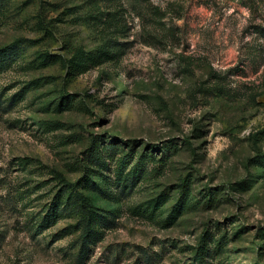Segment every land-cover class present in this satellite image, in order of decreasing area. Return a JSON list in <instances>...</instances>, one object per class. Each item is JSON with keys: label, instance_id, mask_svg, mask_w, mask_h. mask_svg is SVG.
<instances>
[{"label": "rangeland", "instance_id": "rangeland-1", "mask_svg": "<svg viewBox=\"0 0 264 264\" xmlns=\"http://www.w3.org/2000/svg\"><path fill=\"white\" fill-rule=\"evenodd\" d=\"M0 53V264H264V0H0Z\"/></svg>", "mask_w": 264, "mask_h": 264}, {"label": "trees", "instance_id": "trees-1", "mask_svg": "<svg viewBox=\"0 0 264 264\" xmlns=\"http://www.w3.org/2000/svg\"><path fill=\"white\" fill-rule=\"evenodd\" d=\"M13 49H16L17 48V45H13L12 46ZM6 55V53H0V56H4ZM87 229H89V227L87 226Z\"/></svg>", "mask_w": 264, "mask_h": 264}]
</instances>
